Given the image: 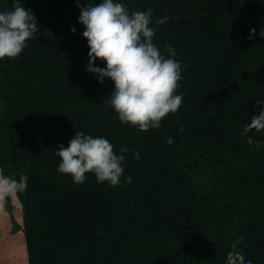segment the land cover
Listing matches in <instances>:
<instances>
[{
    "label": "trees",
    "instance_id": "1",
    "mask_svg": "<svg viewBox=\"0 0 264 264\" xmlns=\"http://www.w3.org/2000/svg\"><path fill=\"white\" fill-rule=\"evenodd\" d=\"M121 2L153 10L154 43L182 66L183 103L157 129L122 124L106 102L112 81L86 71L77 0H21L41 27L0 59V167L28 177L18 197L28 264H225L240 237L245 260L264 264V131L248 134L255 151L241 135L264 99V0ZM75 132L127 149L119 186L57 171L54 150Z\"/></svg>",
    "mask_w": 264,
    "mask_h": 264
},
{
    "label": "clouds",
    "instance_id": "2",
    "mask_svg": "<svg viewBox=\"0 0 264 264\" xmlns=\"http://www.w3.org/2000/svg\"><path fill=\"white\" fill-rule=\"evenodd\" d=\"M77 7L78 22L84 28L82 37L89 49L86 71L94 74L99 83L103 84L108 78L114 86L107 104L122 124L142 132L159 128L161 120L176 113L183 103V95L177 94L182 66L175 59L174 48L166 46L162 52L154 43L153 10L130 11L121 0H100L96 4L87 0L84 6L77 0ZM166 19H157L155 24H164ZM40 27L31 9H25L21 0H14L10 10L0 11V59H15ZM70 31L75 33L76 29ZM250 32L254 34L255 29ZM260 37L264 39V29ZM248 38L251 39V35ZM97 60L104 62L105 67L96 66ZM256 106L258 114L251 116L241 132L248 137L246 142L253 146L252 151L259 149L260 143L248 134L253 130L256 133L264 131V99H258ZM166 142L171 145L174 139L167 137ZM126 152L127 149L121 148L117 154L108 139L83 132H75L67 147L60 144L54 150L59 158L57 171L60 174L70 176L76 184H83L85 174L90 173L98 184L107 183L111 187L121 183ZM133 155L139 159L138 153ZM125 180L131 183L130 177ZM27 187V175L22 174L17 179L6 176L0 168V208L8 198H18ZM242 242L243 237L233 241L225 264H252L251 260H245L238 247Z\"/></svg>",
    "mask_w": 264,
    "mask_h": 264
},
{
    "label": "rangeland",
    "instance_id": "3",
    "mask_svg": "<svg viewBox=\"0 0 264 264\" xmlns=\"http://www.w3.org/2000/svg\"><path fill=\"white\" fill-rule=\"evenodd\" d=\"M4 107L0 94V113ZM10 176L15 178L13 172ZM0 264H28L22 210L16 197L8 198L0 208Z\"/></svg>",
    "mask_w": 264,
    "mask_h": 264
}]
</instances>
